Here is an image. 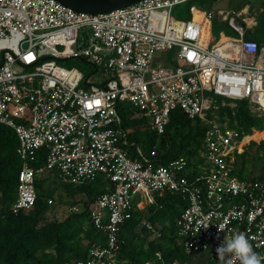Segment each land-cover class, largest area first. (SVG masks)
<instances>
[{
  "label": "built area",
  "instance_id": "built-area-1",
  "mask_svg": "<svg viewBox=\"0 0 264 264\" xmlns=\"http://www.w3.org/2000/svg\"><path fill=\"white\" fill-rule=\"evenodd\" d=\"M190 1L140 0L91 14L58 0H0V123L15 130L22 161L10 210L34 208L36 182L46 172L57 171L65 184L99 175L112 183L90 205L106 242L93 243L87 259L65 264H127L118 255L122 224L167 192L187 200L176 220L187 254L215 258L216 248L236 230L264 256V160L241 176L237 156L263 139L253 138L255 129L245 133L213 113L217 96L233 100L231 106L245 99L252 111L264 113V56L246 36L247 12L218 10L239 36L212 46L214 10L192 4L189 19L172 15L175 6ZM166 52L174 53L161 56ZM71 59L102 70L101 80L90 82L84 71L59 63ZM126 102L158 134L166 132L174 110L200 119L207 128L198 156L162 163L155 148L148 153L132 143L120 113ZM41 149L46 161L37 167ZM84 207L80 202L70 210ZM157 260L186 264L166 262L161 253Z\"/></svg>",
  "mask_w": 264,
  "mask_h": 264
},
{
  "label": "trees",
  "instance_id": "trees-1",
  "mask_svg": "<svg viewBox=\"0 0 264 264\" xmlns=\"http://www.w3.org/2000/svg\"><path fill=\"white\" fill-rule=\"evenodd\" d=\"M188 4L189 7L196 4L203 10H213L214 0H191ZM217 24L221 25V22ZM258 32L256 37L248 38L256 40L261 48L264 45V27ZM223 101L226 104H222ZM231 102L233 100L217 96L218 113L222 118H228L232 126L245 133L264 129V113L252 111L245 99L236 100L235 106H231ZM120 113L130 141L141 144L148 153L155 148L162 163L181 155L189 159L198 156L207 128L200 119H190L181 110H174L166 132L158 134L150 128L148 119L129 103L121 105ZM17 146L15 130L0 123V264H65L71 260L87 259L93 243L106 242V234L96 229L91 220L90 205L98 195L111 189L112 183L105 175H99L81 185L65 184L58 175V183L64 184L70 194H84L75 204L84 202L85 207L80 212L69 208L63 217L59 218L56 213L55 217L48 219L46 213L51 206L49 200L53 202V194L46 191L45 179H39L34 208L14 213L10 206L17 197L22 167ZM237 156L240 157L239 173L243 176L250 159L252 169L264 160V140L252 141ZM45 161L46 149H41L35 166L42 167ZM186 205L187 200L181 194L167 192L158 195L156 202L148 206L151 214L146 221L150 226L143 222L142 210L136 208L132 218L121 226L119 258L127 264L147 261L163 264L157 260L158 253H161L166 262L185 263L191 255L183 247L176 220ZM154 223L159 227L154 228L151 225Z\"/></svg>",
  "mask_w": 264,
  "mask_h": 264
},
{
  "label": "rangeland",
  "instance_id": "rangeland-1",
  "mask_svg": "<svg viewBox=\"0 0 264 264\" xmlns=\"http://www.w3.org/2000/svg\"><path fill=\"white\" fill-rule=\"evenodd\" d=\"M249 4L250 9L247 12V14H244V18L246 21L250 22L251 25H253L251 28L247 27L246 30V36L247 37H256V32H260L262 28L264 27V14L262 13V10L264 9V0H214V6L213 9L216 13L215 18L212 20V41L211 45L214 46L218 42H220L222 39L228 38V37H238L239 33H237L234 29H232L227 22H221V25H218L219 23V15L218 10L223 9L225 11H231V12H240L244 5ZM189 4L184 3L177 5L172 10V15L177 19H184L187 20L190 18V12H189ZM256 22V25H255ZM258 32V33H259ZM264 49V48H263ZM174 52H166L162 53L161 56L167 57L172 56ZM262 55L264 56V50L262 51ZM63 66L68 67H77L78 69L84 71L86 75H90V82L100 81L102 78V70L99 69V72H95V68L87 63H85L83 60L80 59H71L66 61L59 62ZM213 96V94H212ZM217 99V97H215ZM225 99V98H224ZM230 99V98H228ZM214 114H218V110L213 111ZM208 116H212L211 111L209 112ZM256 132L253 136L256 140H264V132L261 135H258ZM240 157H238L239 159ZM251 159L249 163L247 164L248 169L245 170V174L243 176H250L249 174L253 172L254 169L251 168ZM262 163L259 161V165ZM258 165V166H259ZM41 179H45V189L47 192H51L53 194V202H51V206L48 209L46 213V217L48 219H51L55 217V214L58 213V217L61 218L67 212H69V208L71 205L75 204L77 199H80L81 197H84V194L78 193L75 196L70 194L65 189V185L58 183V173L56 171L54 172H46L41 176ZM60 180V179H59ZM55 183V184H54ZM143 214V220H147L149 215L151 214L150 209L148 206H145L144 209H142ZM154 228H158L159 224L154 223L151 224ZM150 238L153 237V235L149 236ZM186 264H219V261L217 257H212L207 253H201V254H195L189 256Z\"/></svg>",
  "mask_w": 264,
  "mask_h": 264
},
{
  "label": "clouds",
  "instance_id": "clouds-1",
  "mask_svg": "<svg viewBox=\"0 0 264 264\" xmlns=\"http://www.w3.org/2000/svg\"><path fill=\"white\" fill-rule=\"evenodd\" d=\"M208 225L205 226L207 228ZM223 231V226L218 225ZM219 264H262L264 256L255 252L249 239L243 232L234 230L230 238H224L216 248Z\"/></svg>",
  "mask_w": 264,
  "mask_h": 264
},
{
  "label": "water",
  "instance_id": "water-1",
  "mask_svg": "<svg viewBox=\"0 0 264 264\" xmlns=\"http://www.w3.org/2000/svg\"><path fill=\"white\" fill-rule=\"evenodd\" d=\"M67 7L79 12L100 14L132 5L140 0H58ZM85 83H88L85 81Z\"/></svg>",
  "mask_w": 264,
  "mask_h": 264
},
{
  "label": "crops",
  "instance_id": "crops-1",
  "mask_svg": "<svg viewBox=\"0 0 264 264\" xmlns=\"http://www.w3.org/2000/svg\"><path fill=\"white\" fill-rule=\"evenodd\" d=\"M245 8H246V9H245ZM249 9H250L249 4L244 5L243 8H242V10L245 11V12H248ZM213 10H214V9H213ZM219 10H223V9H219ZM242 10H241V11H242ZM219 20H220V22H224L222 19H219ZM255 25H256V22H255ZM250 26L252 27L253 25H250ZM251 27H250V28H251ZM211 32H212V30H211ZM263 48H264V45H262L261 48H260V49H261V54H262V51L264 50ZM263 130H264V129H263ZM263 130H260V131H259V130H256V132H262Z\"/></svg>",
  "mask_w": 264,
  "mask_h": 264
},
{
  "label": "bare ground",
  "instance_id": "bare-ground-1",
  "mask_svg": "<svg viewBox=\"0 0 264 264\" xmlns=\"http://www.w3.org/2000/svg\"><path fill=\"white\" fill-rule=\"evenodd\" d=\"M246 9V8H245ZM199 14H197V16H198ZM254 137V136H253Z\"/></svg>",
  "mask_w": 264,
  "mask_h": 264
}]
</instances>
